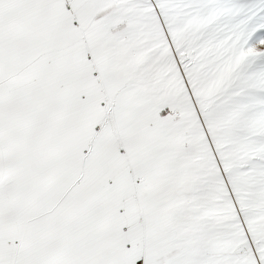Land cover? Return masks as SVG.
I'll list each match as a JSON object with an SVG mask.
<instances>
[{
  "label": "snow or ice",
  "instance_id": "1",
  "mask_svg": "<svg viewBox=\"0 0 264 264\" xmlns=\"http://www.w3.org/2000/svg\"><path fill=\"white\" fill-rule=\"evenodd\" d=\"M0 264H264V0H0Z\"/></svg>",
  "mask_w": 264,
  "mask_h": 264
}]
</instances>
